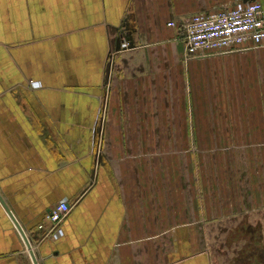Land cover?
I'll return each mask as SVG.
<instances>
[{"label":"crops","instance_id":"0c3cea01","mask_svg":"<svg viewBox=\"0 0 264 264\" xmlns=\"http://www.w3.org/2000/svg\"><path fill=\"white\" fill-rule=\"evenodd\" d=\"M245 1L0 0V264L17 225L37 264H212L264 203V43L188 57L182 23Z\"/></svg>","mask_w":264,"mask_h":264},{"label":"built area","instance_id":"2783aa9c","mask_svg":"<svg viewBox=\"0 0 264 264\" xmlns=\"http://www.w3.org/2000/svg\"><path fill=\"white\" fill-rule=\"evenodd\" d=\"M167 25L176 26L173 21ZM182 30L188 57L225 52L246 44L258 47L264 43V7L253 0L207 14H194L182 23ZM68 210L67 201L57 202L50 210L49 220L58 223Z\"/></svg>","mask_w":264,"mask_h":264},{"label":"rangeland","instance_id":"374dc122","mask_svg":"<svg viewBox=\"0 0 264 264\" xmlns=\"http://www.w3.org/2000/svg\"><path fill=\"white\" fill-rule=\"evenodd\" d=\"M215 228L212 264H264V203Z\"/></svg>","mask_w":264,"mask_h":264},{"label":"water","instance_id":"95a60500","mask_svg":"<svg viewBox=\"0 0 264 264\" xmlns=\"http://www.w3.org/2000/svg\"><path fill=\"white\" fill-rule=\"evenodd\" d=\"M124 43H126V45H128V43H127V42H124V41L121 43V45H124ZM16 225H17V224H16ZM17 227H18V229H19V231H20L22 237L24 238V241H25V243H26V246H27V249H28V251H29V254H30V256H31V258H32V260H33V264H37V262H36V258H35V256H34V253H33L32 249H31V246H30V244H29V242H28V240H27V238H26L24 232L22 231V229H21L18 225H17Z\"/></svg>","mask_w":264,"mask_h":264}]
</instances>
